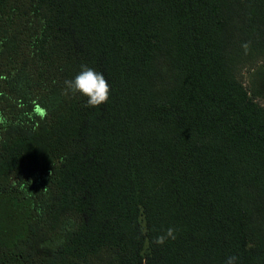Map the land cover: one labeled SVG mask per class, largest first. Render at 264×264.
I'll use <instances>...</instances> for the list:
<instances>
[{"label": "trees", "instance_id": "obj_1", "mask_svg": "<svg viewBox=\"0 0 264 264\" xmlns=\"http://www.w3.org/2000/svg\"><path fill=\"white\" fill-rule=\"evenodd\" d=\"M260 55L264 0H0V264H264Z\"/></svg>", "mask_w": 264, "mask_h": 264}, {"label": "clouds", "instance_id": "obj_2", "mask_svg": "<svg viewBox=\"0 0 264 264\" xmlns=\"http://www.w3.org/2000/svg\"><path fill=\"white\" fill-rule=\"evenodd\" d=\"M109 92L110 86L103 73L97 72L87 65H82L81 71L74 78L64 81V95L79 93L87 97V106L91 107L105 104L109 99ZM4 123V118L0 116V124ZM174 231L173 228L167 229L166 235L155 237L154 242L162 245L168 238L175 239ZM236 261V256H229L226 258L225 264H236Z\"/></svg>", "mask_w": 264, "mask_h": 264}, {"label": "rangeland", "instance_id": "obj_3", "mask_svg": "<svg viewBox=\"0 0 264 264\" xmlns=\"http://www.w3.org/2000/svg\"><path fill=\"white\" fill-rule=\"evenodd\" d=\"M238 75L255 101L264 106V55L258 56L254 63L240 69Z\"/></svg>", "mask_w": 264, "mask_h": 264}, {"label": "crops", "instance_id": "obj_4", "mask_svg": "<svg viewBox=\"0 0 264 264\" xmlns=\"http://www.w3.org/2000/svg\"><path fill=\"white\" fill-rule=\"evenodd\" d=\"M262 80L264 81V78Z\"/></svg>", "mask_w": 264, "mask_h": 264}]
</instances>
